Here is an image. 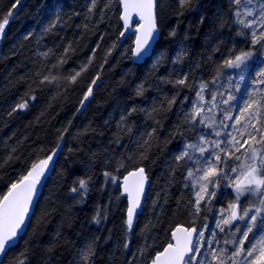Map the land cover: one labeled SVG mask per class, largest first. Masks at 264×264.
<instances>
[{"label":"trees","instance_id":"1","mask_svg":"<svg viewBox=\"0 0 264 264\" xmlns=\"http://www.w3.org/2000/svg\"><path fill=\"white\" fill-rule=\"evenodd\" d=\"M89 8L90 0H0V23L9 21L0 40V196L60 147L28 228L3 264H151L172 242L174 228L199 229L205 213L192 214L186 173L174 161L186 141L195 142L184 112L199 85L218 72L225 88L229 77L234 81L233 69L221 68L225 58L252 49L253 71L264 63L250 30L237 34L241 26L228 0H191L183 8L178 0H157L159 37L143 64L132 55L138 25L121 35L118 0H97ZM184 75L191 88L172 83ZM22 103L27 107L20 109ZM138 167L145 168L150 187L128 232L121 181ZM105 172L119 177L117 183ZM80 179L88 181L83 196L71 191ZM217 197L216 208L226 205L231 189L222 187ZM215 215V208L207 214L210 228ZM89 244L95 255L85 261L81 253Z\"/></svg>","mask_w":264,"mask_h":264},{"label":"snow or ice","instance_id":"2","mask_svg":"<svg viewBox=\"0 0 264 264\" xmlns=\"http://www.w3.org/2000/svg\"><path fill=\"white\" fill-rule=\"evenodd\" d=\"M96 2L97 0H90L89 11L96 7ZM118 3L122 6L121 19L125 32L131 26L133 14L142 21L136 28L132 49V55L139 60L150 54L159 33L157 0H118ZM178 3L183 8L191 0H178ZM254 3L255 7H252ZM228 7L232 11L233 22L241 26L237 34L245 35L243 29L250 30L253 49L257 44L264 49V0H228ZM8 22L5 18L0 23V36ZM170 35H175V31ZM163 55L161 53L157 57L154 68ZM254 55L255 52L250 49L225 58L221 68L240 70L239 81L234 84L229 77L225 88L223 74L218 72L211 81L199 85L190 109L184 112V123L188 125L187 131L195 132V142L186 141L174 161L186 173L183 187L191 193L188 204L191 205L192 214L199 216L203 212L205 215L199 229L193 225L176 227L171 233L174 243L169 242L162 251L157 252L151 259V264H264V119L261 118L264 113V63L256 69L253 80L260 87L237 95L245 81L248 62ZM79 74L77 72L72 80ZM44 80H48V77ZM172 83L192 87L187 75ZM142 90L143 86L137 90V94H141ZM91 94L92 88L89 87L84 99L87 100ZM178 95L179 92L169 100L170 106L175 104ZM187 101L188 97L185 96L183 102ZM18 107L24 109L27 103ZM136 110L132 108L128 114L131 115ZM217 116L220 118L217 119ZM209 129L210 133L207 131ZM212 136L216 139H212ZM54 155L55 152L39 163L32 164L26 174L12 182L6 194L0 196V257L15 246L29 210L33 207L38 187L47 178L46 172ZM141 158L146 159V156L141 153ZM181 161L184 162L183 165L179 163ZM120 167H124L123 162ZM104 175L113 184L119 180V177L109 172ZM147 179L144 167L129 171L123 177L122 195L127 194L130 202L125 221L128 232L132 231L136 209L140 207ZM87 185L86 179H80L78 187H73L71 191L80 192L83 196L87 192ZM222 187L231 189L232 199L226 205L216 208L213 201L218 199L217 192ZM223 195L228 193L222 192L221 197ZM245 196L251 199L242 206L241 200ZM214 208V227L210 228L207 214L213 212ZM205 233H208L207 237ZM218 233L229 237L223 239V245H231V248L220 246ZM124 247H128V242ZM92 255L95 253L92 244H89L81 257L88 261ZM0 264H3V260H0Z\"/></svg>","mask_w":264,"mask_h":264},{"label":"water","instance_id":"3","mask_svg":"<svg viewBox=\"0 0 264 264\" xmlns=\"http://www.w3.org/2000/svg\"><path fill=\"white\" fill-rule=\"evenodd\" d=\"M121 7H122V6H121ZM156 14H157V11H156ZM123 23H124V22H123ZM136 23L139 24V23H142V21H139L138 16L135 15V14H133L132 17H131V26H130L129 30L125 32L124 35H126L127 33H129L130 30H131V28H132V26H133L134 24H136ZM136 28H137V27H136ZM135 34H136V29H135ZM158 37H159V33H158V35H157V38H156V40H155V43H154L153 46H152V49H151V51H150V54L152 53V51H153L154 48H155V45H156V43H157V41H158ZM150 54L147 55V56H145V57H143V58H141V59H139V60L136 59V58L133 56V61H134L136 64H143V63L148 59V57L150 56ZM145 173H146V171H145ZM127 174H128V173H127ZM127 174L124 175V176H127ZM146 175H147V173H146ZM147 177H148V176H147ZM41 183H42V186H39V187H38L37 195H36V197H34L33 207H31L30 210H29L28 218H26V220H25V225L22 227V230L19 232V235H18V237H17V241H16L15 246H17L19 239L25 234V232H26V230H27V228H28V225H29L30 219H31L32 214H33V211H34V209H35V205H36V203H37V201H38V199H39V197H40V195H41V192H42L43 182H41ZM122 184H123V178H122V181H121V193L123 192ZM149 187H150V181H149V179H147V182L145 183V187H144V194H143V196L141 197V200H140V207H138V208L136 209V215H135V218H134V223L136 222V218H137V216L143 211L144 204H145V201H146V198H147V195H148ZM122 196L126 198V201H127V208H128V207L130 206V202H129L128 198H127V194H123ZM134 223H133V224H134ZM179 226H183V225H179ZM177 227H178V226H177ZM184 227H186V226H184ZM174 230H175V228H174ZM174 230H173V231H174ZM172 242L174 243L173 240H172ZM15 246H14V247H15ZM14 247H12V248H14ZM12 248H11V249H12ZM7 252H8V250H6V253H7ZM3 257H4V256H3ZM3 257H0V260H2Z\"/></svg>","mask_w":264,"mask_h":264},{"label":"rangeland","instance_id":"4","mask_svg":"<svg viewBox=\"0 0 264 264\" xmlns=\"http://www.w3.org/2000/svg\"><path fill=\"white\" fill-rule=\"evenodd\" d=\"M252 7H255V3H254V5L252 6ZM241 18H243V16L241 17ZM250 19V18H249ZM135 25H138V23H136V24H134L133 25V27L131 28V30L132 31H134V26ZM5 29H6V26H5ZM5 29H4V32H5ZM130 30V31H131ZM4 34V33H3ZM125 34V33H124ZM1 37L2 36H0V40H1ZM255 59V57L253 56V59L251 60V61H249L248 62V67H247V69L245 70V81L241 84V92L240 93H238L237 95L239 96V95H243V93L245 92V91H248V92H250L252 89H254V88H258V87H260L259 85H256V84H254L253 83V78L255 77V72L253 71V68H254V65H253V60ZM258 62H264V55H263V57L262 58H258ZM233 71H234V75H233V83L235 84V83H237L238 81H239V75H240V70H236V69H233ZM206 96V95H205ZM90 97V96H89ZM206 98H207V96H206ZM209 115H211V114H209ZM212 139H216V137L215 136H212L211 137ZM59 149H60V147H58L55 151H53V152H55L56 153V155H54L53 156V158H52V161L50 162V164H49V170L46 172V175H47V173L52 169V167H53V165H54V162H55V160H56V158H57V156H58V153H59ZM52 152V153H53ZM52 153L50 154V155H52ZM49 156V155H48ZM47 156V157H48ZM47 157H45L44 159H46ZM43 160V159H42ZM41 161V160H40ZM37 163H39V162H37ZM44 181V179L42 180V182ZM249 199H251V197H248V196H245V197H243L242 198V200H241V205L243 206V204L245 203V201H247V200H249ZM218 231V230H217ZM205 235H206V237L208 236V233H205ZM218 236L222 239V242L220 243V246H222V247H227V246H225V245H223V239H224V234H221V233H218ZM227 248H231V246H229L228 245V247Z\"/></svg>","mask_w":264,"mask_h":264}]
</instances>
